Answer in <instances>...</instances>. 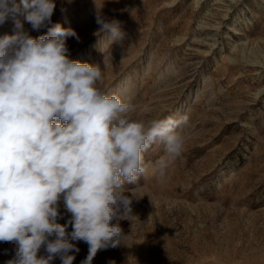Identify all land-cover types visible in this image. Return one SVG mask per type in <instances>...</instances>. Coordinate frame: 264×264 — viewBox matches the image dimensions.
I'll use <instances>...</instances> for the list:
<instances>
[{
    "label": "rangeland",
    "instance_id": "374dc122",
    "mask_svg": "<svg viewBox=\"0 0 264 264\" xmlns=\"http://www.w3.org/2000/svg\"><path fill=\"white\" fill-rule=\"evenodd\" d=\"M55 3L52 22L82 40L68 39L71 59L99 65L98 86L128 100L133 119L189 117L179 130L184 151L163 180L152 165L164 145L144 153L147 177L126 186L134 199L120 222L127 236L92 264H264V0ZM97 15L119 21L123 39L97 33ZM16 18L33 37L46 32ZM6 34H14L11 15L0 24ZM77 246L73 264L88 254ZM13 248L0 243V264Z\"/></svg>",
    "mask_w": 264,
    "mask_h": 264
},
{
    "label": "clouds",
    "instance_id": "9594fccd",
    "mask_svg": "<svg viewBox=\"0 0 264 264\" xmlns=\"http://www.w3.org/2000/svg\"><path fill=\"white\" fill-rule=\"evenodd\" d=\"M55 9V0H0V24L14 19V34L0 38V243L14 244L5 264H73L79 242L88 245L80 264H92L121 246L120 222L133 215L126 186L149 173L144 153L164 145L152 165L163 180L185 146L188 115L133 119L128 100L98 86L99 65L71 59L68 39L82 40L52 22ZM18 15L46 32L33 37ZM96 23L111 44L123 39L119 21Z\"/></svg>",
    "mask_w": 264,
    "mask_h": 264
}]
</instances>
